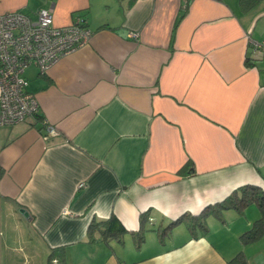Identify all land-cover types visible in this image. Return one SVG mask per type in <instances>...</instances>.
Instances as JSON below:
<instances>
[{
    "label": "crops",
    "instance_id": "0c3cea01",
    "mask_svg": "<svg viewBox=\"0 0 264 264\" xmlns=\"http://www.w3.org/2000/svg\"><path fill=\"white\" fill-rule=\"evenodd\" d=\"M47 8L93 33L46 72L31 65L37 115L0 125V264H49L53 250L51 264H264V234L242 239L256 202L206 210L194 234L185 223L241 186L264 190V57L251 46L264 0H0V13ZM111 215L122 241L89 240Z\"/></svg>",
    "mask_w": 264,
    "mask_h": 264
},
{
    "label": "built area",
    "instance_id": "2783aa9c",
    "mask_svg": "<svg viewBox=\"0 0 264 264\" xmlns=\"http://www.w3.org/2000/svg\"><path fill=\"white\" fill-rule=\"evenodd\" d=\"M92 33L79 15L70 25H55L51 8L40 9L35 18L19 11L0 13V125L21 122L38 111L25 70L35 65L40 73L46 72L61 57L87 44ZM251 46L256 56L264 57V41H252ZM45 130L46 136L57 134L51 125L46 124Z\"/></svg>",
    "mask_w": 264,
    "mask_h": 264
},
{
    "label": "trees",
    "instance_id": "16d2710c",
    "mask_svg": "<svg viewBox=\"0 0 264 264\" xmlns=\"http://www.w3.org/2000/svg\"><path fill=\"white\" fill-rule=\"evenodd\" d=\"M259 0H240L241 7L244 10H247L248 8L252 7L254 4H256ZM38 113L34 112L33 116H36ZM184 168H182L179 171H183ZM254 201L256 202L261 211V217L257 219L252 227L243 233L242 239L243 242L248 243L256 238H258L260 235L264 234V216H262V213H264V190L261 188L255 186V185H245L241 186L237 190L233 191L230 195H228L226 198H224L222 201H219L212 206H208L205 210H203L199 215L196 217L192 216L190 218H187L188 221H185L186 225L188 226L191 233H195V229L198 227L203 228V218L206 214V210H209V212H215L221 208H228V207H235L239 209L244 204H248L249 202ZM186 218H179L175 220L174 222H171L168 226L165 227L162 231H160L159 236L162 238L167 228L174 225L175 223L181 222L185 220ZM143 231L144 227H140L139 231L135 233V236L137 238V243L140 244V242L143 239ZM125 229L121 226L117 218L113 215H111L107 219L102 220H96L92 222L88 226V239L93 240L96 234H99L104 240H112V239H118L119 241H122V236L125 233ZM53 253L55 251L53 250L52 253L49 256V264H51V258L53 256ZM62 254V253H61ZM62 256L59 255L60 262H62ZM231 264H245V260L242 256V254L236 255L234 258L230 260Z\"/></svg>",
    "mask_w": 264,
    "mask_h": 264
},
{
    "label": "rangeland",
    "instance_id": "374dc122",
    "mask_svg": "<svg viewBox=\"0 0 264 264\" xmlns=\"http://www.w3.org/2000/svg\"><path fill=\"white\" fill-rule=\"evenodd\" d=\"M33 73H34V69L31 68V66H30V68H28V69L26 70V72H25L24 75H25L26 77H29V76L32 75ZM81 183H83V182H81ZM79 185H80V183H79ZM79 185H78V187H80ZM83 186H84V184H83ZM83 186H82V187H83ZM80 188H81V187H80Z\"/></svg>",
    "mask_w": 264,
    "mask_h": 264
},
{
    "label": "water",
    "instance_id": "95a60500",
    "mask_svg": "<svg viewBox=\"0 0 264 264\" xmlns=\"http://www.w3.org/2000/svg\"><path fill=\"white\" fill-rule=\"evenodd\" d=\"M19 212L22 213L24 216L28 215V212L24 208H20Z\"/></svg>",
    "mask_w": 264,
    "mask_h": 264
}]
</instances>
